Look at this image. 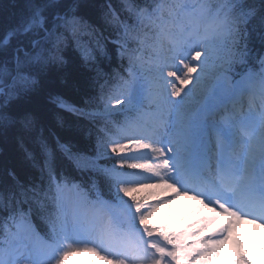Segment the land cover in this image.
Returning <instances> with one entry per match:
<instances>
[{
  "label": "snow or ice",
  "instance_id": "snow-or-ice-1",
  "mask_svg": "<svg viewBox=\"0 0 264 264\" xmlns=\"http://www.w3.org/2000/svg\"><path fill=\"white\" fill-rule=\"evenodd\" d=\"M9 8L0 142L14 141L37 174L0 175V264H67L81 253L103 264H209L238 224L264 226V0ZM69 50L90 73L79 103L48 90L54 73L63 79ZM41 95L86 122L92 149L44 125L33 107ZM145 189L188 197L208 214L179 232L158 228L150 221L167 201L146 203Z\"/></svg>",
  "mask_w": 264,
  "mask_h": 264
},
{
  "label": "trees",
  "instance_id": "trees-1",
  "mask_svg": "<svg viewBox=\"0 0 264 264\" xmlns=\"http://www.w3.org/2000/svg\"><path fill=\"white\" fill-rule=\"evenodd\" d=\"M15 2L19 4L23 0H15ZM94 2L103 4L106 0H94ZM112 2L117 3L118 0H112ZM12 3L13 0H0V31L7 25L8 14L11 11L9 5ZM66 58L68 64L62 73L63 79H61V74L54 73L48 90L63 95L71 103H79L83 95L91 92L88 82L90 73L81 66L77 54L72 50L68 51ZM105 63L108 64L109 62L106 61ZM119 65L120 61L113 54L111 68H117ZM125 66H127V60L124 61ZM33 107L41 116L44 125L62 140H71L81 150H90L94 147V137L89 135L86 122L80 121L71 114L64 113L49 104L44 95L35 100ZM58 116H62L65 121L63 128L57 124ZM117 119L121 120V116H118ZM11 168H15L21 177L37 174L35 169L23 161L22 151L14 141H9L6 144L0 142V175H3L6 169Z\"/></svg>",
  "mask_w": 264,
  "mask_h": 264
},
{
  "label": "rangeland",
  "instance_id": "rangeland-1",
  "mask_svg": "<svg viewBox=\"0 0 264 264\" xmlns=\"http://www.w3.org/2000/svg\"><path fill=\"white\" fill-rule=\"evenodd\" d=\"M190 86V85H189ZM117 108H119V105H116ZM145 175H147L145 173ZM138 195L142 197H146V203H157L159 200H163V198L172 195L171 191H163L160 189H145L142 192H140ZM167 200V199H165ZM162 206V205H159ZM158 206V208L155 210L154 213V219L150 221L151 223H154L156 226L159 225V220L162 217L164 220L163 222H167V226L169 227V231L173 232L178 230L179 226V220H173L171 216H173L177 212H181L184 209L191 210V217L195 220L199 219L196 217L197 215V205L196 202L194 203L193 200L189 199L188 197H176L174 199H171V202L169 205L165 206V212L161 214V209ZM208 214L207 209H203L199 211L200 216H204ZM162 215V216H161ZM209 233V229H206L203 233L200 235H207ZM225 250L223 245V250L220 252L218 256H215L211 258L209 264H228L232 263L234 264V261L238 260V257L232 256V258H225ZM231 261V262H230ZM67 264H103L102 261L99 260L98 257L93 256L89 253H81V254H73L70 257H68Z\"/></svg>",
  "mask_w": 264,
  "mask_h": 264
},
{
  "label": "bare ground",
  "instance_id": "bare-ground-1",
  "mask_svg": "<svg viewBox=\"0 0 264 264\" xmlns=\"http://www.w3.org/2000/svg\"><path fill=\"white\" fill-rule=\"evenodd\" d=\"M160 209H161V214H163L165 212V207H162ZM172 217L181 219L180 224H179V226H181V227L186 228V226L190 225V224L195 226V223L190 222L189 221L190 218L188 216H186V214L177 213V214H174L173 216H171V218ZM217 226H218V224H217ZM245 227L249 231L248 235H249V240L251 242V245L253 246V253L258 257V261L261 263V253H260L261 250H260V252L258 251V246L260 245V238H259L260 234L257 232L256 228L252 227L251 225H246ZM193 230H194V228L188 229V231H193Z\"/></svg>",
  "mask_w": 264,
  "mask_h": 264
}]
</instances>
